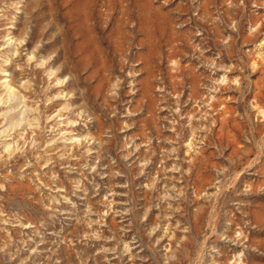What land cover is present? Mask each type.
I'll return each instance as SVG.
<instances>
[{
  "label": "rangeland",
  "instance_id": "rangeland-1",
  "mask_svg": "<svg viewBox=\"0 0 264 264\" xmlns=\"http://www.w3.org/2000/svg\"><path fill=\"white\" fill-rule=\"evenodd\" d=\"M0 264H264V0H0Z\"/></svg>",
  "mask_w": 264,
  "mask_h": 264
}]
</instances>
